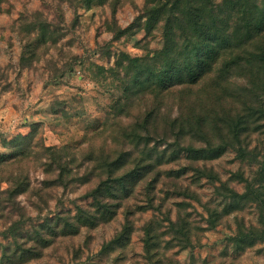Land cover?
<instances>
[{"label":"rangeland","instance_id":"1","mask_svg":"<svg viewBox=\"0 0 264 264\" xmlns=\"http://www.w3.org/2000/svg\"><path fill=\"white\" fill-rule=\"evenodd\" d=\"M145 1L120 0L114 20L108 4L86 7L82 0H6L0 5V155L10 153L16 136L33 135L27 156L0 166V250L11 242L5 233L13 222L20 221L19 226L26 231L46 216L88 205L86 193L98 181L94 159L102 149L134 157L151 152L160 164L153 196L160 211L143 210L146 203L140 184L127 203L133 214L127 247L110 256L97 253L120 230L124 222L121 209L109 223L88 232L82 230L72 239L58 240L42 258L28 264H72L75 248H80L79 264H146L143 228L153 218L160 224L155 234L159 236L162 264H264V239H258L259 212L254 197L238 196L240 203L231 207L225 194L216 190L224 184L242 194L245 182L254 180L257 161L264 156V127L258 130L253 124L251 132L240 136V146L247 149L244 157L229 147L216 159L191 161L193 155L184 147H202L203 139L186 130L187 134L178 137L179 124L169 125L179 114L180 91L148 92L126 100V87L120 80L123 72L115 78L108 71L120 53L137 58L160 49V27L149 36L139 32L119 40L108 30L113 22L126 28ZM33 23L34 28L30 27ZM41 25L46 29V42L39 44L36 54L34 41L33 47L29 42L40 37ZM26 48H33L38 58L22 68L19 62L27 56ZM240 73L235 71L228 85L236 88L246 84ZM213 78L210 75L183 93L185 99L197 103V111L212 106L205 98ZM156 107V125L149 133L133 136L126 129L140 114ZM233 108L241 106L237 102ZM213 137L216 144L217 135ZM62 147H68L73 158L63 176L65 187L58 185L59 169L45 150ZM196 168L210 171L216 179L199 177ZM166 175L171 179L176 175L179 180L171 182ZM9 188L21 190L12 202ZM214 218L215 226H211L209 220ZM167 219L178 224L177 235L169 231ZM235 235L257 239L243 251L234 252L228 237Z\"/></svg>","mask_w":264,"mask_h":264},{"label":"trees","instance_id":"2","mask_svg":"<svg viewBox=\"0 0 264 264\" xmlns=\"http://www.w3.org/2000/svg\"><path fill=\"white\" fill-rule=\"evenodd\" d=\"M4 1L6 0H0V5ZM82 1L86 7L99 3L108 4L112 20L120 5V0ZM30 27L34 28V23ZM159 27L162 30L160 49L137 58L120 53L115 66L108 70L115 78L119 77L120 71L123 72L120 80L126 87L123 93L125 99L144 96L148 92L158 95L161 91L177 89L181 94L179 114L174 120H169V125L173 127V124H179L178 137L184 136L188 131L197 134L204 143V146L198 148L191 145L184 147L187 154L193 155L190 160H213L229 147L235 149L239 157H244L247 149L240 146V136L251 132L250 126L253 124L258 130L264 127V0H146L140 14L126 28H119L113 22L108 30L114 39L119 40L131 38L139 32L149 36ZM40 30V37L29 42L33 47L34 41L36 54L39 44L46 42V29L43 25ZM25 51L27 56L23 55V60L19 62L22 68H28L38 58L33 48H26ZM235 71L241 72L247 80L246 84L236 88L228 85V78ZM210 75H214V78L205 100L211 101L212 106L197 111V103L185 99L183 93ZM259 78H262L261 83H258ZM226 99L231 101L227 102ZM237 102L241 109L234 110L233 105ZM118 110L121 111V108ZM156 113L157 107L140 114L138 120L126 129H130L133 136L143 131L149 133L150 127L156 125ZM208 117L211 118L210 121ZM214 135L218 139L216 144L213 142ZM32 136H16L11 141L10 153L0 155V166L13 158L18 160L27 156L30 153ZM233 142L238 146L235 147ZM45 150L59 169L58 185L65 187L63 176L66 167L73 160L69 148ZM249 153L255 159L253 152ZM261 158L257 161L254 180L245 182L242 194L234 192L224 184L216 188L229 199L231 207L240 203L238 196L254 197L259 212L258 239H264V156ZM94 161V167L99 171L98 181L86 193V197L90 199L88 205H75L73 212L62 210L51 217L46 216L41 223L26 231H22L20 221L13 222L5 233L6 237H11V242L1 246L0 264H28L37 261L58 240L72 239L82 230L88 232L99 228L114 220L121 209L124 222L120 230L102 244L97 253L102 257L110 256L124 249L129 245L132 232L130 217L133 214L127 203L140 184L143 185L142 192L146 203L143 210L160 211L153 197L154 184L161 175L156 170L160 164L153 159L151 152L140 153L134 157L124 151L112 155L101 149ZM195 172L199 177L204 176L211 181L216 179L208 170L196 168ZM165 178L171 182L179 180L176 175L172 179L169 175ZM7 193L12 202L21 190L9 188ZM215 219L209 220L211 226H215ZM155 220L153 218L143 228L142 253L146 264H162L159 257V236L155 234L160 224L154 222ZM167 221L169 231L177 235L178 224L169 219ZM250 238L248 240L238 235L228 237V246L234 252L243 251L257 239L255 236ZM71 262L81 263L80 248L73 250Z\"/></svg>","mask_w":264,"mask_h":264}]
</instances>
